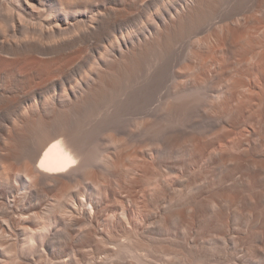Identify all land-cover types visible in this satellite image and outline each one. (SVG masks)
Returning a JSON list of instances; mask_svg holds the SVG:
<instances>
[{
    "label": "bare ground",
    "instance_id": "obj_1",
    "mask_svg": "<svg viewBox=\"0 0 264 264\" xmlns=\"http://www.w3.org/2000/svg\"><path fill=\"white\" fill-rule=\"evenodd\" d=\"M0 264H264V0H0Z\"/></svg>",
    "mask_w": 264,
    "mask_h": 264
}]
</instances>
